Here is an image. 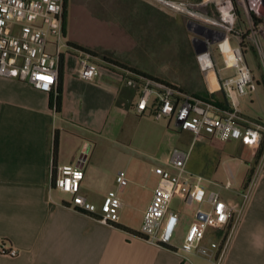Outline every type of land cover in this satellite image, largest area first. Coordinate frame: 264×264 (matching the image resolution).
Wrapping results in <instances>:
<instances>
[{
    "label": "crops",
    "instance_id": "0c3cea01",
    "mask_svg": "<svg viewBox=\"0 0 264 264\" xmlns=\"http://www.w3.org/2000/svg\"><path fill=\"white\" fill-rule=\"evenodd\" d=\"M146 1L150 3L138 2L152 7L165 20L169 10L153 0ZM66 19L65 13L64 41L70 51L77 52V65L74 66L70 52L63 54L55 90L41 91L27 82L0 76V248L3 246L6 252L12 248L19 251L16 257H10L0 250V264H212L198 255L186 262L174 251L152 246L136 234H140L141 227L136 228L129 219L128 208L137 213L142 224L159 182L152 172L154 167L148 170L136 163L124 170L129 185L120 193L123 207L119 221L112 226L99 223L90 214L71 210L68 207L71 197L63 196L66 193L52 187L53 167L79 166L85 173L81 193L92 203H101L116 188V175L122 170L115 167L120 136L130 143L152 142L153 157L163 145L191 151L196 143L199 147L196 172L208 180L209 191L221 189L220 185L228 179L233 181L232 190L221 189L226 201L240 199L238 193L246 188L256 158L253 150L240 141L223 143L206 136L194 142L192 133L176 129L170 119L160 124L152 138L147 131H137L132 118L151 119L152 109L143 116L137 115L134 107L139 91L126 85L127 70L98 55L95 64L100 76L91 82L80 78L79 58L84 52L72 48L67 38ZM189 39L186 57L171 60L179 63L181 74L175 79L162 80L167 83L172 80L190 95L220 104L213 105L214 113L222 116L232 109L231 101L220 89L209 91L204 72L197 63L198 48L191 33ZM246 53L259 88L250 98L239 99L241 123L248 127L264 124V105L254 102V96L259 99V93L264 91V79L257 53L253 49ZM59 96L58 110L55 106ZM99 144H107L110 150L106 149L105 161L97 165ZM222 164L227 165L230 175L218 182L213 177L220 172ZM189 166L190 161L188 168L192 171ZM247 209L224 264H264V175L257 182ZM186 229L177 235L176 245L182 242ZM221 235L210 232L208 238L219 239Z\"/></svg>",
    "mask_w": 264,
    "mask_h": 264
},
{
    "label": "built area",
    "instance_id": "2783aa9c",
    "mask_svg": "<svg viewBox=\"0 0 264 264\" xmlns=\"http://www.w3.org/2000/svg\"><path fill=\"white\" fill-rule=\"evenodd\" d=\"M152 1V0H151ZM187 19L193 42L198 48L197 63L208 83L214 71L218 89L230 99L232 109L220 116L214 106L190 93H183L150 78L126 71L125 83L139 91L134 107L139 116L152 109L155 120L170 119L176 129L192 133L194 142L208 136L222 141H240L253 150L255 165L246 188L237 201H226L220 191H209L205 176L189 170L190 151L163 145L157 153L158 165L152 172L159 178L154 196L147 207L140 234L148 244L166 247L182 260L191 262L198 255L212 264H224L235 233L244 217L253 191L264 175V124L243 126L239 99L257 92L258 83L246 60V51L257 53L264 79V0H153ZM66 0H0V76L16 78L35 89L51 92L59 83L63 56ZM52 46L53 53L48 50ZM89 54L79 58L78 75L94 81L99 68ZM226 71H231L230 73ZM56 107V106H55ZM85 173L79 166L53 167L52 187L71 196V210L90 214L99 223L112 226L119 221L122 193L129 185L124 170L116 175V188L100 204L81 193ZM228 179L221 189L232 190ZM175 198L182 199L181 213L188 226L182 242L176 245L183 222L180 212L172 209ZM210 232L222 233L209 239ZM1 252L16 257L12 248Z\"/></svg>",
    "mask_w": 264,
    "mask_h": 264
},
{
    "label": "rangeland",
    "instance_id": "374dc122",
    "mask_svg": "<svg viewBox=\"0 0 264 264\" xmlns=\"http://www.w3.org/2000/svg\"><path fill=\"white\" fill-rule=\"evenodd\" d=\"M138 1L150 3L146 0H66L67 38L72 43V48L89 54L94 63L97 62V55H100V58L103 59L104 56L108 59L107 61L116 66L122 65L140 69L154 78L175 79L181 74V71L179 63L171 60H180L186 57V51L182 49L183 46L180 44L182 37L179 35L178 24L183 25L189 33L187 19L183 15L167 11L166 16L169 17L170 15L169 19L176 24L178 23L176 27L171 25L172 30H169L167 25L166 27L161 26L165 23L162 16L155 14L150 8L141 5ZM97 47H101V49H97ZM49 51L53 53L51 48ZM62 52L63 54L70 52L74 66L77 65L75 58L78 55L77 52L70 51L67 46L63 48ZM250 63L253 65V62ZM167 81L177 86L172 80ZM259 94V99L254 96L255 105H264V91L261 90ZM251 96H248L247 99ZM207 102L212 105L218 104L212 100ZM137 117L132 118V124L138 126L136 129L139 132L141 130L147 131L151 134V138L158 133L160 124H163L165 120L158 122L154 117H150L151 119ZM118 138L120 145L117 146L116 169L125 170L129 166L139 163L149 170L158 165L159 162L156 160L158 155L153 157V152L150 149L152 142L146 145V143H130L123 136ZM105 145L107 144H99L97 165L101 163L100 161H105L106 149H109ZM195 145L197 144L194 143L191 147L189 167H192V172L200 174L196 172L199 163V147ZM227 174L230 175V170L227 165L222 164L220 172L213 178L221 182ZM216 190L222 193L221 189L217 188ZM63 196L69 197L70 195ZM172 209L180 212L182 219H184L178 230L177 234H179L182 229L185 230L188 226L186 216L181 213V198H175ZM136 214L128 208L129 219L139 229L141 223Z\"/></svg>",
    "mask_w": 264,
    "mask_h": 264
},
{
    "label": "trees",
    "instance_id": "16d2710c",
    "mask_svg": "<svg viewBox=\"0 0 264 264\" xmlns=\"http://www.w3.org/2000/svg\"><path fill=\"white\" fill-rule=\"evenodd\" d=\"M151 11L154 12L155 14H158L159 16H162L161 14H159L156 10H154L152 7H150ZM165 23L164 24H161V26L163 27H166V25L168 26L169 30H172V27L171 25H174L175 27L177 26V24L173 21H171V19H169V17L166 16L165 18ZM171 27V28H170ZM178 30H179V35L182 37L181 39V45L183 46L182 49H184L185 51H187L189 49V45H190V39H189V34L187 32V30L183 27H181L180 25H178ZM180 45V46H181ZM80 48V47H79ZM81 49V48H80ZM82 50V49H81ZM100 56V55H99ZM103 59L106 61V62H109L107 61L108 59H106V57L103 56ZM120 66L121 68L123 69H126L128 72H130L131 74L133 75H138V76H143V77H146V78H150L152 80H155L157 82H160V83H163V84H166V85H169V86H175V85H172L170 83H167L165 81H163L162 79H159V78H154V77H151L147 74H144V73H141L139 71L136 72L135 69H132V68H126L125 66H122V65H118ZM177 89L181 90V92L183 93H187L185 92L184 90L180 89L178 86H175ZM59 92H61V89L59 88ZM189 94V93H188ZM60 101H61V97L59 96L56 100V107L57 109L59 110L60 108ZM217 105H220V104H217ZM58 154V136L57 134L55 135V139H54V157L56 158ZM79 213H82V212H79ZM85 214V213H84ZM137 235L143 237L141 234H138L136 233ZM144 238V237H143Z\"/></svg>",
    "mask_w": 264,
    "mask_h": 264
},
{
    "label": "bare ground",
    "instance_id": "6f19581e",
    "mask_svg": "<svg viewBox=\"0 0 264 264\" xmlns=\"http://www.w3.org/2000/svg\"><path fill=\"white\" fill-rule=\"evenodd\" d=\"M207 77H208L210 88L212 90H217L218 81H217V78H216V75H215L214 71H212V70L209 71L208 74H207Z\"/></svg>",
    "mask_w": 264,
    "mask_h": 264
}]
</instances>
